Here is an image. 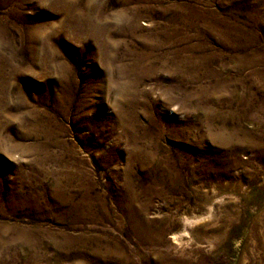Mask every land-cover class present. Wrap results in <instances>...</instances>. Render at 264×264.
I'll list each match as a JSON object with an SVG mask.
<instances>
[{"label": "rangeland", "instance_id": "rangeland-1", "mask_svg": "<svg viewBox=\"0 0 264 264\" xmlns=\"http://www.w3.org/2000/svg\"><path fill=\"white\" fill-rule=\"evenodd\" d=\"M263 237L264 0H0V264H264Z\"/></svg>", "mask_w": 264, "mask_h": 264}, {"label": "bare ground", "instance_id": "bare-ground-1", "mask_svg": "<svg viewBox=\"0 0 264 264\" xmlns=\"http://www.w3.org/2000/svg\"><path fill=\"white\" fill-rule=\"evenodd\" d=\"M19 2V1H18ZM255 233V232H254ZM264 238V237H263Z\"/></svg>", "mask_w": 264, "mask_h": 264}]
</instances>
